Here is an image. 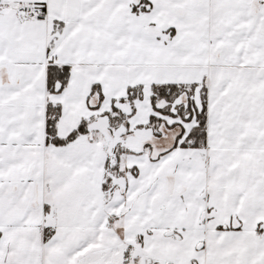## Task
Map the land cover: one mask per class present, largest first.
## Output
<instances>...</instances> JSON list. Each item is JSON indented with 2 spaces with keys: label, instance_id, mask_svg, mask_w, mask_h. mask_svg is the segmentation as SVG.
I'll return each mask as SVG.
<instances>
[{
  "label": "snow or ice",
  "instance_id": "snow-or-ice-1",
  "mask_svg": "<svg viewBox=\"0 0 264 264\" xmlns=\"http://www.w3.org/2000/svg\"><path fill=\"white\" fill-rule=\"evenodd\" d=\"M0 264H264V0H0Z\"/></svg>",
  "mask_w": 264,
  "mask_h": 264
}]
</instances>
